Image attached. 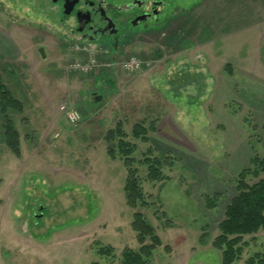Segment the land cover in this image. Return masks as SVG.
I'll return each mask as SVG.
<instances>
[{
    "label": "rangeland",
    "instance_id": "rangeland-1",
    "mask_svg": "<svg viewBox=\"0 0 264 264\" xmlns=\"http://www.w3.org/2000/svg\"><path fill=\"white\" fill-rule=\"evenodd\" d=\"M151 1L158 18L123 15L117 36L90 44L53 0H0V75L23 103L8 112L19 153L0 112V264H122L140 247L137 211L161 240L149 264L222 263L213 243L248 138L264 155V0H145L149 11ZM132 58L139 69L124 68ZM118 121L137 145L146 207H128L127 170L107 154ZM141 122L155 127L147 143L131 133ZM148 150L174 161L162 181L146 178ZM238 247L232 264H247L264 253V232Z\"/></svg>",
    "mask_w": 264,
    "mask_h": 264
},
{
    "label": "trees",
    "instance_id": "trees-1",
    "mask_svg": "<svg viewBox=\"0 0 264 264\" xmlns=\"http://www.w3.org/2000/svg\"><path fill=\"white\" fill-rule=\"evenodd\" d=\"M178 38V37H177ZM230 69V73L231 68ZM23 108V103L18 100L9 90L0 75V112L5 124L3 130L6 136L8 147L14 152H20L17 140L18 131L12 128V121L8 118L9 111L18 112ZM150 131H155L151 124L148 127L144 122L135 124L132 129V136L144 143L149 141ZM128 134L124 130V125L117 122L115 127L109 129L104 140L107 154L112 160H121L127 170V178L124 185V193L128 207H146L148 205L138 169L135 167L134 152L137 145L126 141ZM252 155L246 167L242 168L232 180L235 185L236 194L231 198L224 210V217L218 224L219 235L214 241V246L222 252L221 264H232L241 252L238 245L245 236H250L261 231L264 232V155L257 152V148L249 140ZM141 162L147 168V180L159 182L165 179L162 169L171 166L173 160L168 158H152L151 150ZM220 194L204 195L203 200L207 208H214L220 199ZM214 203V204H213ZM213 204V207H212ZM132 229L136 233V240L140 245L138 250L125 248L122 252V264H149V260L154 250L160 245L161 240L157 236L153 225H151L144 215L137 211L133 214ZM112 247H103L98 251L101 256H109ZM247 264H264V253H258L250 258Z\"/></svg>",
    "mask_w": 264,
    "mask_h": 264
},
{
    "label": "flooded vegetation",
    "instance_id": "flooded-vegetation-1",
    "mask_svg": "<svg viewBox=\"0 0 264 264\" xmlns=\"http://www.w3.org/2000/svg\"><path fill=\"white\" fill-rule=\"evenodd\" d=\"M144 1L132 0L123 3L126 7L122 10L120 8L121 4L116 7L109 5L104 0H76L73 10L69 15L64 14L66 0H57L54 3L61 5L65 18L74 17L75 26L73 31L81 37V40L90 44H100L118 35L120 31L119 19L123 15L134 13V18L146 15L142 21L158 18L159 13L157 12L162 2L151 1L152 4L149 11ZM85 13H88L89 17L87 23L81 22L78 16L82 17Z\"/></svg>",
    "mask_w": 264,
    "mask_h": 264
},
{
    "label": "water",
    "instance_id": "water-1",
    "mask_svg": "<svg viewBox=\"0 0 264 264\" xmlns=\"http://www.w3.org/2000/svg\"><path fill=\"white\" fill-rule=\"evenodd\" d=\"M54 1L56 2L57 0H54ZM75 2H76V0H66L65 6H64V14L65 15H69L71 13V11L73 10ZM78 16H79V19L81 22L87 23L89 20L88 13L83 14L82 17H80V15H78ZM145 17H146V15L141 16L137 20H135V22H137L139 20L141 21V20L145 19ZM95 101H97V99Z\"/></svg>",
    "mask_w": 264,
    "mask_h": 264
},
{
    "label": "built area",
    "instance_id": "built-area-1",
    "mask_svg": "<svg viewBox=\"0 0 264 264\" xmlns=\"http://www.w3.org/2000/svg\"><path fill=\"white\" fill-rule=\"evenodd\" d=\"M139 67H140V62L136 58H132V59L128 60L126 63H124V68H128V69H139ZM62 109L64 110L66 108L62 107ZM68 117H69V119L71 121H73V123L78 118L76 112H73V111L72 112L69 111Z\"/></svg>",
    "mask_w": 264,
    "mask_h": 264
},
{
    "label": "crops",
    "instance_id": "crops-1",
    "mask_svg": "<svg viewBox=\"0 0 264 264\" xmlns=\"http://www.w3.org/2000/svg\"><path fill=\"white\" fill-rule=\"evenodd\" d=\"M250 141H249V138H248V143H249ZM250 144V143H249ZM251 155H252V153H251ZM250 158H251V156H249V158H248V161H247V165H248V163H249V160H250ZM246 165V166H247ZM240 167H242V165L241 166H238L237 167V169H239ZM242 168H244V167H242ZM241 170V169H240ZM239 173V172H238Z\"/></svg>",
    "mask_w": 264,
    "mask_h": 264
}]
</instances>
